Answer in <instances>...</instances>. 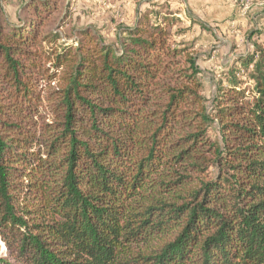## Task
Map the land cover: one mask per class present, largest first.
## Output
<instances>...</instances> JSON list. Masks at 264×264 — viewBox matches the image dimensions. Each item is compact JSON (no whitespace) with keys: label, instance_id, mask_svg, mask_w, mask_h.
Segmentation results:
<instances>
[{"label":"trees","instance_id":"1","mask_svg":"<svg viewBox=\"0 0 264 264\" xmlns=\"http://www.w3.org/2000/svg\"><path fill=\"white\" fill-rule=\"evenodd\" d=\"M54 2L0 7V264H264V49L209 101L175 18L57 44Z\"/></svg>","mask_w":264,"mask_h":264},{"label":"rangeland","instance_id":"2","mask_svg":"<svg viewBox=\"0 0 264 264\" xmlns=\"http://www.w3.org/2000/svg\"><path fill=\"white\" fill-rule=\"evenodd\" d=\"M30 0H1V15L16 23L29 14ZM55 11L41 25V34H57V44L73 42L89 31L105 44L119 47L139 15L151 20L171 16L173 47L192 54L200 70L202 96L209 101L229 70L246 79L238 58L264 49V0H55ZM212 131V130H211ZM213 132V131H212ZM6 247L0 238V256Z\"/></svg>","mask_w":264,"mask_h":264}]
</instances>
